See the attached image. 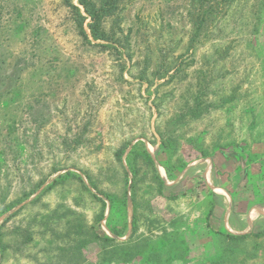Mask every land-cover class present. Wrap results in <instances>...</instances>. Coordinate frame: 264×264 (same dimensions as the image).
Masks as SVG:
<instances>
[{"label": "rangeland", "instance_id": "1", "mask_svg": "<svg viewBox=\"0 0 264 264\" xmlns=\"http://www.w3.org/2000/svg\"><path fill=\"white\" fill-rule=\"evenodd\" d=\"M0 264H264V0H0Z\"/></svg>", "mask_w": 264, "mask_h": 264}, {"label": "trees", "instance_id": "2", "mask_svg": "<svg viewBox=\"0 0 264 264\" xmlns=\"http://www.w3.org/2000/svg\"><path fill=\"white\" fill-rule=\"evenodd\" d=\"M85 9H87L86 6H85ZM91 17H94V16L91 15ZM89 27H90V32L94 38H96V39L102 38V35L99 32L98 26H97V24H95V22H90Z\"/></svg>", "mask_w": 264, "mask_h": 264}]
</instances>
